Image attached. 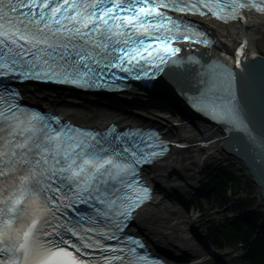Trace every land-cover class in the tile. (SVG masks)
<instances>
[{
  "label": "bare ground",
  "instance_id": "obj_1",
  "mask_svg": "<svg viewBox=\"0 0 264 264\" xmlns=\"http://www.w3.org/2000/svg\"><path fill=\"white\" fill-rule=\"evenodd\" d=\"M209 26L226 48L223 53L227 60L235 63L241 52L248 59L264 58L263 15L252 16L249 25ZM62 92L28 86L26 97L82 123L144 121L168 127L167 138L181 141L185 147L151 167L148 178L157 188V198L140 212L134 227L158 251L168 252L176 264H238L237 254L231 248L221 249L210 241L201 223L200 210L194 204L195 196L191 195L200 189L198 182L190 179L193 174L204 173L206 167L221 158H239L224 148L225 140L230 138L227 130L203 118H190L145 88L103 96Z\"/></svg>",
  "mask_w": 264,
  "mask_h": 264
},
{
  "label": "trees",
  "instance_id": "obj_2",
  "mask_svg": "<svg viewBox=\"0 0 264 264\" xmlns=\"http://www.w3.org/2000/svg\"><path fill=\"white\" fill-rule=\"evenodd\" d=\"M220 166V170L212 169L209 173L203 195L226 209L230 205L232 195L248 188V184L243 183L239 176H236L230 164L221 163ZM260 215L259 219H255L256 216L251 214L250 217H229L224 221L212 220L209 227L211 237L217 238L216 244L219 246L243 244L246 249L243 256L245 264H264V233L260 232L257 224L262 222Z\"/></svg>",
  "mask_w": 264,
  "mask_h": 264
},
{
  "label": "rangeland",
  "instance_id": "obj_3",
  "mask_svg": "<svg viewBox=\"0 0 264 264\" xmlns=\"http://www.w3.org/2000/svg\"><path fill=\"white\" fill-rule=\"evenodd\" d=\"M263 48H264V40H263ZM35 87V86H34ZM46 90V89H43ZM50 90V89H49ZM64 94V93H63ZM37 103V102H34ZM144 123V121H143ZM221 163L223 165H229L233 167V171L236 176H239V179L245 184H248V188L238 192L236 195H232V199L230 201V205L223 209L221 205L211 200L207 196L203 195L204 184L206 183V179L209 176V173L212 169H221ZM233 164V165H232ZM220 166V167H219ZM204 173L193 174L190 178L191 181L198 182V186L200 189L191 192V195L195 197V206H197L198 210L201 213V223L204 225L206 229V234L208 238L214 243L218 242L217 238L214 236L213 239L211 237V232L209 231L210 224L212 220L224 221L229 217H250L251 214L256 216L255 219H259L262 222H258L259 230L261 233H264V198L261 187L258 185V180L256 179L254 173L249 170V168L239 160V158L231 159L229 158H221L213 162L210 166L206 167L203 170ZM254 203V204H253ZM212 239H211V238ZM217 245V244H216ZM221 249H232L235 254H237L236 260L238 264L244 263V254L246 253L245 246L241 243L235 245H217Z\"/></svg>",
  "mask_w": 264,
  "mask_h": 264
},
{
  "label": "water",
  "instance_id": "obj_4",
  "mask_svg": "<svg viewBox=\"0 0 264 264\" xmlns=\"http://www.w3.org/2000/svg\"><path fill=\"white\" fill-rule=\"evenodd\" d=\"M246 64L250 70H247L246 74H242L243 78L252 83L248 85L250 87L253 85L256 95L264 104V58L248 59ZM148 90H151L160 99L165 100L168 106L180 108L190 118H203L218 124L214 120L207 119L201 114L191 111L171 91L167 94L164 91L162 92L152 88ZM262 110L264 111V105ZM257 116L254 119V123L245 121V123L241 124L242 122L232 121V119L228 121L231 129L229 127H224V129L228 131L230 138L229 140H225L224 148L239 156V160L254 173L263 193L262 198H264V112L262 114L258 113Z\"/></svg>",
  "mask_w": 264,
  "mask_h": 264
}]
</instances>
